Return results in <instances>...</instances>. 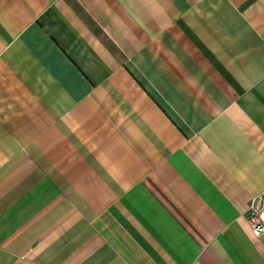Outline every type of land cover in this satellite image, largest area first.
<instances>
[{
	"label": "crops",
	"instance_id": "obj_1",
	"mask_svg": "<svg viewBox=\"0 0 264 264\" xmlns=\"http://www.w3.org/2000/svg\"><path fill=\"white\" fill-rule=\"evenodd\" d=\"M264 0H0V264H264Z\"/></svg>",
	"mask_w": 264,
	"mask_h": 264
},
{
	"label": "built area",
	"instance_id": "obj_2",
	"mask_svg": "<svg viewBox=\"0 0 264 264\" xmlns=\"http://www.w3.org/2000/svg\"><path fill=\"white\" fill-rule=\"evenodd\" d=\"M248 220L255 234L264 232V195L252 199Z\"/></svg>",
	"mask_w": 264,
	"mask_h": 264
}]
</instances>
